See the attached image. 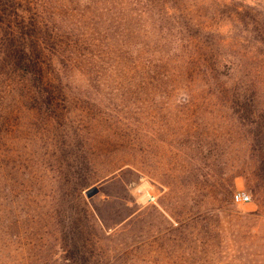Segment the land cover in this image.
<instances>
[{
  "label": "rangeland",
  "instance_id": "1",
  "mask_svg": "<svg viewBox=\"0 0 264 264\" xmlns=\"http://www.w3.org/2000/svg\"><path fill=\"white\" fill-rule=\"evenodd\" d=\"M0 264H264V0H0Z\"/></svg>",
  "mask_w": 264,
  "mask_h": 264
},
{
  "label": "crops",
  "instance_id": "2",
  "mask_svg": "<svg viewBox=\"0 0 264 264\" xmlns=\"http://www.w3.org/2000/svg\"><path fill=\"white\" fill-rule=\"evenodd\" d=\"M143 186L142 191L140 192V195L138 197H136V201H145L147 204H154L156 201V194L155 192L151 189L148 188V184L147 183H142L140 187ZM139 188V187H138ZM155 197V201H151L150 197Z\"/></svg>",
  "mask_w": 264,
  "mask_h": 264
},
{
  "label": "built area",
  "instance_id": "3",
  "mask_svg": "<svg viewBox=\"0 0 264 264\" xmlns=\"http://www.w3.org/2000/svg\"><path fill=\"white\" fill-rule=\"evenodd\" d=\"M234 199L235 201L238 203V204H243L245 202H247L249 200V195L246 194L245 192L243 191H237L235 194H234ZM150 200L151 201H155V197H150Z\"/></svg>",
  "mask_w": 264,
  "mask_h": 264
},
{
  "label": "water",
  "instance_id": "4",
  "mask_svg": "<svg viewBox=\"0 0 264 264\" xmlns=\"http://www.w3.org/2000/svg\"><path fill=\"white\" fill-rule=\"evenodd\" d=\"M97 192H98V188L96 186H92L85 191V195L89 198L95 195Z\"/></svg>",
  "mask_w": 264,
  "mask_h": 264
}]
</instances>
